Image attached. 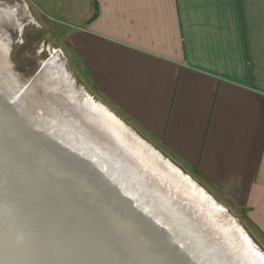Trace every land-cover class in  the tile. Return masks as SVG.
<instances>
[{
  "label": "crops",
  "instance_id": "0c3cea01",
  "mask_svg": "<svg viewBox=\"0 0 264 264\" xmlns=\"http://www.w3.org/2000/svg\"><path fill=\"white\" fill-rule=\"evenodd\" d=\"M75 13L65 39L95 89L264 239V0H86Z\"/></svg>",
  "mask_w": 264,
  "mask_h": 264
},
{
  "label": "water",
  "instance_id": "95a60500",
  "mask_svg": "<svg viewBox=\"0 0 264 264\" xmlns=\"http://www.w3.org/2000/svg\"><path fill=\"white\" fill-rule=\"evenodd\" d=\"M33 90L0 69V264H231L191 209L132 177L112 138Z\"/></svg>",
  "mask_w": 264,
  "mask_h": 264
},
{
  "label": "rangeland",
  "instance_id": "374dc122",
  "mask_svg": "<svg viewBox=\"0 0 264 264\" xmlns=\"http://www.w3.org/2000/svg\"><path fill=\"white\" fill-rule=\"evenodd\" d=\"M84 1L0 0V51L4 57L0 69L12 78L15 88L32 87L46 103L62 109L68 116L81 118L85 126L93 129V134L100 138V132L83 114L87 112L88 115V110L92 111L95 105L105 107L120 124L118 134L122 143L138 154L156 178L165 179L178 192L180 201L191 198L209 217L211 228L208 229L212 233L217 230L218 234L214 231L213 237L217 239L219 235L230 247L233 264L241 261L244 264H264V239L246 223L244 212L232 204L226 190L204 181L194 167L172 155L91 84L65 39L73 23L80 22L73 17L78 15L75 11L82 8ZM137 142L144 144L148 152L138 150ZM152 182L171 191L158 180ZM218 207H222L224 218L217 217ZM230 218L236 220L230 221Z\"/></svg>",
  "mask_w": 264,
  "mask_h": 264
},
{
  "label": "bare ground",
  "instance_id": "6f19581e",
  "mask_svg": "<svg viewBox=\"0 0 264 264\" xmlns=\"http://www.w3.org/2000/svg\"><path fill=\"white\" fill-rule=\"evenodd\" d=\"M3 63H4L3 52L0 51V67H2ZM8 81L11 83V86H13L15 88L14 82H13L11 77L8 78ZM29 98H30L31 106L32 105L37 106V105H35V102H37V101H35L33 99V97L32 98L29 97ZM42 99L44 100V98H42ZM36 108L37 109L38 108H42V110H43V107H40V106H37ZM91 110L92 111L88 110V113H89L88 115H86L87 112L85 114H83V115L86 117L88 122L94 128H96L99 132L109 136L110 138H112L114 140V143L116 145V148H115L116 150H113V149H111V150L116 156L123 157V161L128 163L127 166H129L130 171H132V173H133L132 177L133 178L142 179L143 181H146V179L149 177V178H151V181H153V179L156 180V181L158 180L161 184H164V185L168 186V188L171 189L170 192H168L167 190H166L167 192H161L162 191L161 189L159 191H157L158 189L157 190L155 189V193L159 195L160 199H162L160 201H162L165 206H167V207L168 206H172L175 209V207H174V204H175V206H177L178 209L181 212H183V214H185V212H186L185 210H188V209L190 210L191 209L193 215L196 218L200 219L201 223L205 227L211 228L210 223H209V221H210L209 217H207L205 214L202 213L203 210L201 211V209H199L195 205V202L191 198H185L182 201H180L179 200L180 196H179L178 192L174 191L172 189V187L167 184V181L165 179H163L161 177H160L161 179L160 178H156L157 176L154 173L151 172V170L149 169L148 166L144 165L143 161L140 159L138 154L133 149L127 148V146H125V144L122 143V141H121V139L119 137L120 135L118 134V130H120V124H119L118 120L105 107H100L99 108L97 105H95V107L93 109H91ZM136 147L138 148V150H141L142 152H146V153L148 152L146 150L147 148H145V145L142 144L141 142H137L136 143ZM148 154H150L151 156L154 157V154L152 155L150 152ZM154 187H157V186L155 185ZM200 193H202V192H200ZM175 197H177L176 199H178L180 204H179V202H177L178 204H176L174 202ZM168 201H171V203H169ZM221 209H222V207H218L217 208V213L216 214H217L218 218H221V217L224 218ZM234 220H236V219L230 218V221H234ZM214 231H216V233L218 234L217 230H214ZM214 231H213L212 234L215 233ZM218 239H219V242L222 243L223 245L226 244L225 241L222 242V240L220 239L219 235H218L217 240ZM231 253L233 254L232 251H231ZM231 264H232V262H231ZM237 264H244V262L241 261L240 263H237Z\"/></svg>",
  "mask_w": 264,
  "mask_h": 264
},
{
  "label": "trees",
  "instance_id": "16d2710c",
  "mask_svg": "<svg viewBox=\"0 0 264 264\" xmlns=\"http://www.w3.org/2000/svg\"><path fill=\"white\" fill-rule=\"evenodd\" d=\"M66 44H67V46H68V48H70V46H69V44L66 42ZM195 171H196V173L197 174H199V176L202 178V176L200 175V173L195 169ZM203 179V178H202ZM204 180V179H203ZM205 181V180H204ZM207 182V181H206ZM208 183V182H207ZM240 210V209H239ZM242 211V210H241ZM244 219H245V221H246V223H248V225L255 231V233H256V235L258 234L257 233V231L255 230V228L252 226V225H250V223L248 222V220H247V217H246V215L244 214ZM259 235V234H258ZM260 237H262L261 235H259ZM263 238V237H262Z\"/></svg>",
  "mask_w": 264,
  "mask_h": 264
},
{
  "label": "snow or ice",
  "instance_id": "6c2138e0",
  "mask_svg": "<svg viewBox=\"0 0 264 264\" xmlns=\"http://www.w3.org/2000/svg\"><path fill=\"white\" fill-rule=\"evenodd\" d=\"M15 242H16V243H20L19 239H16Z\"/></svg>",
  "mask_w": 264,
  "mask_h": 264
}]
</instances>
